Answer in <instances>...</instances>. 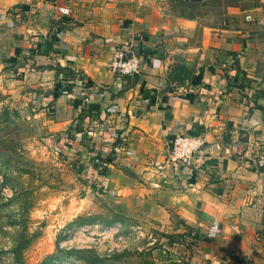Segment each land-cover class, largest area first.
<instances>
[{
	"label": "crops",
	"instance_id": "obj_1",
	"mask_svg": "<svg viewBox=\"0 0 264 264\" xmlns=\"http://www.w3.org/2000/svg\"><path fill=\"white\" fill-rule=\"evenodd\" d=\"M242 5L207 25L165 0H0L14 101L44 116L116 214L194 240L151 250L153 264H264V173L248 167L264 151V0ZM118 44L140 57L138 76L107 71ZM82 108L98 115L77 120ZM177 135L203 140L178 169Z\"/></svg>",
	"mask_w": 264,
	"mask_h": 264
},
{
	"label": "rangeland",
	"instance_id": "obj_2",
	"mask_svg": "<svg viewBox=\"0 0 264 264\" xmlns=\"http://www.w3.org/2000/svg\"><path fill=\"white\" fill-rule=\"evenodd\" d=\"M244 1L165 0L171 13L207 25L224 20L230 8L241 10ZM14 77L0 65V264H153L151 250L193 243L151 225L143 229L135 218L106 226L114 220L112 201L53 144H62L61 136L48 133L44 116L14 101ZM75 93L70 89L68 98ZM2 111L9 122L2 121Z\"/></svg>",
	"mask_w": 264,
	"mask_h": 264
},
{
	"label": "built area",
	"instance_id": "obj_3",
	"mask_svg": "<svg viewBox=\"0 0 264 264\" xmlns=\"http://www.w3.org/2000/svg\"><path fill=\"white\" fill-rule=\"evenodd\" d=\"M22 20L23 12H20L17 21L21 22ZM107 71L118 78L138 76L141 72L140 57L130 47L118 44L112 50ZM84 82L83 80L82 83ZM202 145L203 140L199 135L172 137L168 143L167 163L177 169L188 166ZM248 167L264 173V151L251 160ZM261 240H264V232L256 238V241Z\"/></svg>",
	"mask_w": 264,
	"mask_h": 264
},
{
	"label": "trees",
	"instance_id": "obj_4",
	"mask_svg": "<svg viewBox=\"0 0 264 264\" xmlns=\"http://www.w3.org/2000/svg\"><path fill=\"white\" fill-rule=\"evenodd\" d=\"M201 1V0H200ZM200 1H195V2H193V1H185V0H181V3L183 4V5H187V4H193V3H196V2H200ZM190 18H192V17H190ZM229 55H231V54H229ZM59 71H62V70H60V69H58V72ZM193 71L194 70H192V73H193ZM174 74H175V76L174 77H176V79H178V80H180L179 82H182L184 79H190V74L189 73H186L185 71H182L181 69H175L174 70ZM91 111H93V112H95L94 110H92V109H90V108H82L81 110H80V114L77 116V120L78 119H80L81 118V115H84V113H86V114H90V112ZM2 114L4 115V118L2 119V121H4V122H9L10 121V118L7 116V114H6V112L5 111H2ZM95 114L96 115H98L96 112H95ZM74 131L77 133V131H76V129L74 128ZM117 138V140L119 141V138L118 137H116ZM105 158H106V155H101V156H99V160L100 161H104L105 160ZM122 170V172L124 173V174H127V175H129L127 172H126V170H124V169H121ZM113 218H114V220L113 221H109V222H106V226H110L112 223H115V222H118V220L119 219H122L123 217L122 216H120V215H118V214H116L115 212L113 213ZM78 224H80V225H83L84 224V222L81 220V219H79L78 218ZM17 249H18V247H15V248H13L12 249V251H11V253H12V255L14 256V258H15V256H16V254H17ZM65 254H67V253H65ZM69 254V253H68ZM52 258V256L49 258V259H51Z\"/></svg>",
	"mask_w": 264,
	"mask_h": 264
},
{
	"label": "water",
	"instance_id": "obj_5",
	"mask_svg": "<svg viewBox=\"0 0 264 264\" xmlns=\"http://www.w3.org/2000/svg\"><path fill=\"white\" fill-rule=\"evenodd\" d=\"M185 1H193V2H195V1H200V0H185Z\"/></svg>",
	"mask_w": 264,
	"mask_h": 264
}]
</instances>
